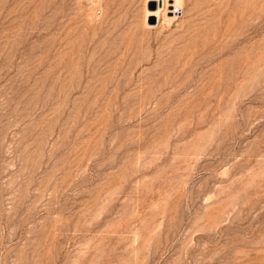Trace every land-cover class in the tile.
Masks as SVG:
<instances>
[{
  "label": "rangeland",
  "instance_id": "374dc122",
  "mask_svg": "<svg viewBox=\"0 0 264 264\" xmlns=\"http://www.w3.org/2000/svg\"><path fill=\"white\" fill-rule=\"evenodd\" d=\"M175 3L0 0V264H264V0Z\"/></svg>",
  "mask_w": 264,
  "mask_h": 264
},
{
  "label": "bare ground",
  "instance_id": "6f19581e",
  "mask_svg": "<svg viewBox=\"0 0 264 264\" xmlns=\"http://www.w3.org/2000/svg\"><path fill=\"white\" fill-rule=\"evenodd\" d=\"M176 6H177V9H179V7H180V3H179V0H176ZM174 6V5H173ZM161 10H163V8H159V9H157L154 13L156 14V15H159L160 14V12H161ZM175 12V11H174ZM155 14H154V16H155Z\"/></svg>",
  "mask_w": 264,
  "mask_h": 264
}]
</instances>
